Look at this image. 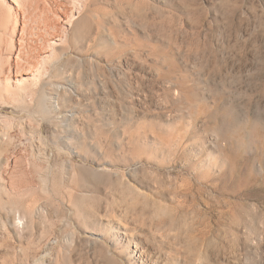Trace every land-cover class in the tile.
<instances>
[{
	"label": "rangeland",
	"instance_id": "374dc122",
	"mask_svg": "<svg viewBox=\"0 0 264 264\" xmlns=\"http://www.w3.org/2000/svg\"><path fill=\"white\" fill-rule=\"evenodd\" d=\"M56 5L0 38V264H264V0Z\"/></svg>",
	"mask_w": 264,
	"mask_h": 264
},
{
	"label": "bare ground",
	"instance_id": "6f19581e",
	"mask_svg": "<svg viewBox=\"0 0 264 264\" xmlns=\"http://www.w3.org/2000/svg\"><path fill=\"white\" fill-rule=\"evenodd\" d=\"M82 1V0H81ZM87 1V0H86ZM89 3H90V1H88ZM118 2V1H117ZM86 3V2H85ZM121 3V2H120ZM59 4V3H58ZM68 4V3H67ZM56 0H0V29H1V32L3 33H1L0 32V34H2V35H4V37H1V35H0V38H1V40L3 39V38H5V39H8V38H10V37H8V35L10 36L11 35V32H13L14 33V37H15V35H17V37H18V39L16 38V40H15V42L16 43H18L20 46H21V48L23 49V47L25 46L23 43H25L24 41V37L23 36H25L26 34H25V32L27 31V27H28V25L30 24L29 23V21L31 20V17L33 18L34 16H36L37 15V12L39 11V9L41 8V6H42V9L44 10V9H46V8H48V9H50L51 7L53 8V9H55V8H57L56 6H58V5H56ZM70 5H71V3H70ZM65 6H66V4H65ZM89 6V5H88ZM100 6V5H99ZM50 7V8H49ZM86 7V6H85ZM59 8V7H58ZM83 9V8H82ZM87 9V8H86ZM37 10V12H35L36 13V15H35V13H34V16H32L33 15V12L34 11H36ZM74 10V9H73ZM100 9H98V11H99ZM45 11V10H44ZM49 11V10H48ZM41 12V11H40ZM46 12V11H45ZM51 12V11H50ZM47 13V12H46ZM45 13V14H46ZM49 13V12H48ZM52 13H53V11H52ZM43 15V14H42ZM54 15V14H53ZM58 14H56L55 16H57ZM65 15V14H64ZM38 16H40V15H38ZM44 16V15H43ZM66 16V15H65ZM74 14H73V11L70 13V14H68L65 18H64V20H63V24L65 25V26H70L71 25V23H72V21H73V18H74ZM47 17V16H46ZM58 17V16H57ZM52 18V17H51ZM55 18V17H54ZM50 19V18H49ZM33 20V19H32ZM39 20V19H38ZM43 20V19H42ZM48 20V19H47ZM50 20H52V19H50ZM60 20V19H59ZM57 21V20H56ZM85 21V20H84ZM43 23V22H42ZM33 25H34V23H33ZM36 25V24H35ZM29 26H31V25H29ZM46 26V25H45ZM48 26V25H47ZM55 26V25H54ZM53 27V26H52ZM62 27H64L63 25H62ZM56 28H57V26H56ZM67 28V27H66ZM39 29V28H38ZM49 29V28H48ZM30 29H28V31H29ZM56 30H58V29H56ZM37 31V30H36ZM44 31V30H43ZM40 32V31H39ZM42 32V31H41ZM27 33V32H26ZM25 34V35H24ZM28 34V33H27ZM35 34V33H34ZM29 35V34H28ZM31 35V34H30ZM29 35V36H30ZM41 35V34H40ZM55 35V34H54ZM8 37V38H7ZM32 37V36H31ZM38 37V36H37ZM40 37V36H39ZM41 38V37H40ZM63 38V37H62ZM60 36H52L49 40H47V41H45L46 42V44H48L47 46L49 47V45H50V47L49 48H51V46L53 47V46H59V47H61V45H62V43H64L63 42V39H62ZM10 39H13V38H10ZM15 39V38H14ZM14 39H13V41H12V43H14ZM41 40V39H40ZM7 41V40H6ZM2 42V41H1ZM22 42V43H21ZM21 43V44H20ZM31 43V42H30ZM39 43V42H38ZM37 43V44H38ZM26 44V43H25ZM36 44V43H35ZM33 45V44H32ZM19 46V47H20ZM29 46V45H28ZM13 47V46H12ZM11 47V48H12ZM0 48H2V47H0ZM26 48V47H25ZM0 50H2V49H0ZM15 50V49H14ZM22 52L24 51V50H21ZM26 52V51H25ZM2 53V52H1ZM35 55V54H34ZM11 57V58H10ZM23 57H24V55H23ZM6 58V57H5ZM10 58V59H9ZM8 59L10 60H8L9 62H11V63H14L13 65H17V64H19L18 62H20V59H22V54L20 53V48L19 49H16V51H15V54H13V56H12V54L11 55H9V57H8ZM2 60V59H1ZM5 60V59H4ZM33 60H35V59H33ZM23 62H25V61H23ZM22 62V63H23ZM3 62H1L0 63V65L2 66H4L6 63H4V64H2ZM8 63V62H7ZM11 63H10V65H11ZM21 63V64H22ZM40 63V62H39ZM21 64H19L18 66H20ZM30 64V63H29ZM34 64V63H33ZM33 64H30L29 66H30V68L32 69V67L34 68V65ZM35 64H36V62H35ZM12 65V66H13ZM9 66V65H8ZM28 66V65H27ZM36 66H37V64H36ZM35 66V67H36ZM22 67V66H21ZM24 67H25V65H24ZM23 67V68H24ZM3 68H5V67H1V69H0V77L2 78V77H4V75H5V70L3 69ZM20 68V67H19ZM29 68V67H28ZM30 68H29V71H27L28 73H25L24 74V76L26 75L28 78H26L28 81H31V80H34V79H36V78H38V77H36L37 76V71H35L34 69H33V71L32 72H30ZM36 69V68H35ZM4 70V71H3ZM20 70H21V68H20ZM26 70H28V69H26ZM39 72V71H38ZM41 72V71H40ZM38 74H40V73H38ZM11 79V78H10ZM5 80V79H4ZM25 80H22V79H15L14 81H10V80H5V81H3L2 79L0 80V99H1V101L2 100H5V98H7V100L8 99H10L11 98V96L13 97V95H11V90H10V85H15L16 87L17 86H21L22 84H23V82H24ZM33 82V81H32ZM34 82H35V80H34ZM13 90V89H12ZM14 91V90H13ZM15 98L13 97V99L12 100H14ZM7 100H5V104L7 103ZM11 100V102H13ZM0 101V102H1ZM3 102V101H2ZM9 104V102L7 103V105ZM6 105V106H7ZM11 105V104H10ZM5 107V106H4ZM8 107V106H7ZM5 130V129H4ZM5 141V140H4ZM125 236H128L126 233H125ZM128 249H129V247H128ZM143 256V255H142ZM150 255L149 254H147V253H145V255L143 256V257H149Z\"/></svg>",
	"mask_w": 264,
	"mask_h": 264
}]
</instances>
